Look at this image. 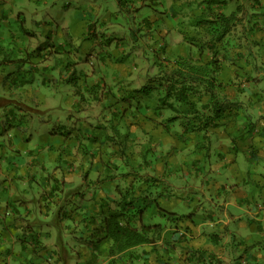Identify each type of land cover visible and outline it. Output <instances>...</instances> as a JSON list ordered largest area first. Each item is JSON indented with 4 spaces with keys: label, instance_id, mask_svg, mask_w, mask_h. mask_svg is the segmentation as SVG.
Returning <instances> with one entry per match:
<instances>
[{
    "label": "crops",
    "instance_id": "obj_1",
    "mask_svg": "<svg viewBox=\"0 0 264 264\" xmlns=\"http://www.w3.org/2000/svg\"><path fill=\"white\" fill-rule=\"evenodd\" d=\"M118 1L108 0L105 8H102L95 0L91 4H83V0H67L57 12L43 18L34 17L31 22H36L37 25L33 24L34 33L27 39L22 38L21 23L17 19L20 25L16 24L12 29L10 26H6L5 30L0 28V59L6 58L0 65L15 68L20 65L18 56L24 54L29 66L26 68V63L21 66L20 73H26L21 80L12 81L14 77L10 78L6 83L9 89L5 84L7 95L14 97L9 100L30 98L35 92L42 97L46 79H38L37 83L31 85L28 82H35L31 72L50 67L52 63L45 65L44 61L54 54L66 52L71 42L80 41L81 52L83 41L91 36L98 43L103 42L105 37H113L116 31L111 29L115 25L111 11L117 7ZM235 1L243 5L247 3L245 6L251 7V25L257 23L260 27L249 35L238 36L236 43L240 44L232 54V63L226 60L223 74L226 76L224 82L228 84V89L225 93L230 101L239 105L241 115L237 121L234 116H221L218 129L211 128L208 131L211 146L217 150L219 157L216 159L205 155L206 169L211 171L202 186L206 203L200 211L179 210V202L192 206L191 201H182L178 195L181 187L191 184H185L180 177L174 183L166 179L165 184L170 182L169 189L172 190L167 201V197L157 193L155 186L151 184H154V180L157 182V178L162 175L163 165L159 163L158 167L157 164L150 166L143 162L145 175L134 188L135 195L142 204L146 200L151 201L150 207L146 208L147 214L152 209V203L167 208H154L160 214L161 223H166L164 234L160 238L162 242L155 240L152 244L145 243L129 249V254L134 256V260L130 261L133 263L123 258L125 263L119 261L118 264H179V260L181 264H264V135L257 138L259 133L264 132V0ZM9 35L12 38L9 39ZM44 40L49 42L45 49L36 52L33 60L26 57H31L33 49ZM94 46L95 44L92 47ZM12 50L14 53L10 56L9 52ZM105 52V56H109L110 52ZM102 64L108 65L105 60ZM123 69V66H118V71L122 72ZM16 71H9L7 76ZM224 76L221 75L220 78L223 79ZM88 96L87 103L92 99L101 102L93 93L89 92ZM103 96L107 97L105 94ZM74 101L78 103L77 97H74ZM87 109V104L83 105L82 102L79 114L84 112L83 115L90 120L93 116H89ZM69 118L73 122L76 116L70 115ZM72 130L67 140L55 145L54 151L51 150V161L60 157L68 164L64 168V176L54 179L56 182H53L51 175H36L41 169H37V165L42 164L40 161L34 162L36 146L30 149L29 145L24 147L25 141L19 138L21 146L16 136H8L6 133L10 139L9 146L6 145L7 151L20 155L27 151L29 155L15 160L13 167L19 171L5 178L6 185L15 186L16 191L8 190V195L0 201V264H111L110 260L116 258L110 254L111 243L100 227L105 214L121 207L122 203L118 199L120 193L115 188L118 178L108 179L104 183L98 177L85 179L72 175L73 169H82L89 161V154L84 150L88 146L94 150L92 145L96 146L99 142V133L84 134L82 123H76ZM42 148H39V152H42ZM199 156L196 155L197 160L194 159L193 164L200 161ZM92 157L93 166L102 164L100 153L95 151ZM4 159L0 157V162ZM46 167L45 163L42 168ZM148 170L155 175L154 179ZM0 171L5 174L4 167ZM70 179L72 187L67 192V182ZM130 180H124L127 187L124 193L129 188ZM86 181L91 185L84 190L82 185ZM180 182L184 185H180ZM61 190L64 194H61ZM175 197L179 198L178 203L174 200ZM53 205L57 210L50 208ZM163 210L176 213L171 214L174 221L166 219L165 222L162 219ZM54 217L56 220H53ZM140 218L145 225L151 224L144 218V213L140 214ZM157 220L158 217L156 222ZM146 228L147 231L153 229L149 226ZM204 232L211 235L200 241ZM155 246L157 249L154 250ZM159 255H163V258ZM167 257L170 260H166Z\"/></svg>",
    "mask_w": 264,
    "mask_h": 264
},
{
    "label": "rangeland",
    "instance_id": "obj_2",
    "mask_svg": "<svg viewBox=\"0 0 264 264\" xmlns=\"http://www.w3.org/2000/svg\"><path fill=\"white\" fill-rule=\"evenodd\" d=\"M65 1L67 0H0V28L5 30L6 26H10L12 29V26L18 25L19 21L22 29L21 36L23 39H27L34 33L33 24L37 25L36 22L33 24L31 22L34 21V17L43 18L47 14L51 15L50 13L57 12L59 8H63ZM92 1L83 0V4H88L87 2L91 4ZM95 1H98V5H101L102 8H105L108 3V0ZM237 4H239V1L229 0V6L226 7L225 11L229 13L233 8H236ZM246 4L244 3V5ZM214 8L218 9L215 6ZM206 9L197 0H133L128 5V12L113 17L112 20L115 25L111 29H114L116 33L113 34L110 41L105 37L103 42H94L95 38L91 36L92 38L83 41L82 53L79 51L81 42H71L72 45L71 43L68 44L66 52L63 51L61 55L54 54L44 61L45 65L52 63L50 67L36 69L31 72V77H35V82H28L31 85L37 83L38 79H46L42 89V97L35 92V95L30 98H20L16 101L9 100L14 97L7 95L5 84L13 77L12 81L15 79L21 80L22 76H26V73H20L21 66L26 63L25 67H29L25 62L27 58H24V54L18 56L20 65H16L15 68L10 65H0V141L5 145V147L0 145V157L5 158L4 161L0 162V168L4 167L5 173L3 174L0 171V201L8 195V190L16 191L15 186L6 185L7 181L5 180L7 176L13 175L18 170V168L13 167V162L24 159L29 155L26 150L22 155L14 151H7L6 145L9 146L10 139L6 133H8V136H16L21 146L22 141L20 139L22 138L25 141L23 143L24 147L29 145L30 149L36 146L34 162L38 163L40 161L42 163L37 165V169H41L38 170L36 175L40 176L44 173L51 175L53 182H56L54 179L64 176V168L68 167V164L60 157L56 158L55 161H51L49 159L50 154H53L51 150L54 151L55 145L65 139L67 140L76 123H82L84 134L97 135L99 133V142L96 146L92 145L94 150H91L89 146L84 150L89 154V161L86 163V167L72 170V175L75 178L97 177L100 171H103L100 170L103 162L100 160L102 164L99 165V170L94 171L90 163L93 159L92 153L95 151L97 153L101 152V157L104 156L105 158L104 162L109 161V159L114 158L111 145L114 146L115 140L117 142L123 141L128 145V151L133 156H136L135 152L143 150L150 166L157 164L158 167L159 163L163 165L162 175L157 178V182L154 180V184L151 182L157 193H162L165 197L170 195L172 191L169 189L170 182L166 185L165 180L169 179L172 181L171 183H174L175 179L180 177L185 184L191 185L183 186L178 190L179 198L182 201L188 199L191 201L192 206H186V202H179V198L175 197L174 200L177 203L179 202L180 205L179 210L190 212L202 210L206 203L202 186L205 177L211 172L210 169H206L205 155L213 156L216 159L219 157L217 150L211 146V137L208 136V131L211 128L218 129V125L212 123L207 129L188 131L179 123H164L163 116H154V119H156L154 121L153 118L143 116L147 111V107L137 102L140 97L130 100L124 99V96L127 92L152 82V79L159 73L160 65L167 64L168 59L188 56L195 52V54H198L199 46L210 36V32L208 26H193V21L198 13ZM252 12L250 6H246L239 12L244 21L238 23L227 36L230 43L228 48L232 47V44H236L238 36L250 34L249 20L253 15ZM8 14L10 16L6 17ZM100 37H103V34H100ZM8 38H12V35H9ZM48 44V40L42 41L33 49L34 52L31 57L28 55L26 57L33 60L36 57V52L45 49ZM93 44H95L94 47H92ZM13 49L16 50V48ZM14 50L9 52L10 56L13 55ZM106 50L110 52L109 56H105ZM225 52H229V50ZM207 56L205 54V57ZM5 60L6 58L2 57L0 64ZM104 60L108 65L104 66L102 64ZM119 65L124 68L122 72L118 71ZM13 69L17 71L7 76V73ZM74 69H76V72H74ZM81 69L83 70L80 74ZM1 75H3V78ZM7 86L9 89V85ZM25 91L29 94L28 90ZM89 92L91 94H105L107 97L103 99V102H96L92 99L91 102L87 103L90 96H88ZM115 92L117 96L114 98L111 94L115 95ZM156 93H158L157 89L154 92L153 100ZM27 94H24V96L26 97ZM74 97H77L78 103L74 101ZM90 97L92 98V95ZM117 100H120V102H117ZM141 101L145 102V99ZM82 102L83 105L87 104V110H89V116H93L92 119L89 120L87 116H84V112L79 114ZM138 105L139 108H137ZM115 110L118 112L115 113ZM169 114L165 112L164 116ZM70 115L76 116L73 122L69 118ZM144 117L147 121L141 122L139 130L136 129V122L141 121ZM237 119L238 116H236L235 121ZM114 126L118 129L117 132ZM148 129L152 133L147 131ZM110 133L115 135L116 139H106L105 136ZM126 134H128V138L125 137ZM263 135L264 132H261L257 135V138L263 137ZM41 147H43L40 149L42 152H39ZM197 154L200 155L198 157L200 161L193 164V160H197ZM119 160L115 157V161L120 164ZM45 163L47 167L42 168ZM194 167H197V169ZM124 169H127V166L120 164L118 169L112 168L110 172L116 173V177H123ZM155 169L156 167H154ZM148 173L153 179L155 178L151 170H148ZM102 174L103 172L100 175ZM71 182V179L67 182V192L72 187ZM87 183L86 181L82 185L83 188L85 187L84 190L91 185V183ZM120 183L121 188L126 187L124 179L118 178L115 188H118ZM184 183L180 182V185H184ZM60 187L64 188L62 184ZM128 190L129 188L125 191V194ZM117 193L119 194V192ZM61 194H64L62 190ZM165 199L169 200L168 197ZM134 200L136 201L134 207L136 209H132L131 212L139 210V206L142 205L139 197ZM158 206L157 203L152 205L149 214H147L146 209L144 210V218L146 217L147 222L154 225L155 223H161L160 214L154 210V208H159ZM50 208L57 210L55 205ZM162 208L167 209L164 206ZM168 211H162V219L165 222L166 219L174 221ZM163 225V229H165L166 223ZM163 229L161 225H156L148 234L154 240L162 242L160 238L163 237ZM210 235V233L204 232L199 240L202 241ZM148 244H152V242ZM155 249H157V246L154 247ZM262 252L264 253V250ZM162 256L159 255L160 258H163ZM167 259L170 260L169 257ZM132 260H134V256L128 255L127 261ZM179 262V264L182 263L181 260Z\"/></svg>",
    "mask_w": 264,
    "mask_h": 264
},
{
    "label": "trees",
    "instance_id": "obj_3",
    "mask_svg": "<svg viewBox=\"0 0 264 264\" xmlns=\"http://www.w3.org/2000/svg\"><path fill=\"white\" fill-rule=\"evenodd\" d=\"M132 1L119 0L117 8L111 11L112 18L128 12V5ZM197 1L202 3L203 8L207 9L197 14L194 18L193 26H208L210 32V36L199 46L198 54H195V52L188 56L168 59L167 64L160 65L159 73L152 79V82L145 84L141 88L133 89L124 96V99L130 100L140 97L137 102L147 107V111L143 116L153 118L154 121L156 120L154 116H163L164 123H179L188 131L207 129L212 123L219 125L221 116H234L236 118L240 114L239 105L230 101L228 94L225 93L228 89V84L224 82L226 76H224L223 71L227 59L232 63V54L236 52V47L240 44L234 43L232 47L228 48L230 43L227 36L238 23L244 21L243 16L241 17L239 12L246 6L237 4L236 8L227 13L225 9L229 6V0ZM214 6L218 9L214 8ZM251 17L253 18V15ZM251 22L249 20L251 32H255L260 26L257 23L252 26ZM112 38H108L109 41ZM227 50L229 52H225ZM205 54L208 56L205 57ZM221 75L224 76L223 79L220 78ZM156 89L158 93H156L153 100ZM116 94V92L115 95L112 93L111 96L115 98ZM95 96L100 101L104 98L103 94L100 93H96ZM142 99H145V102L141 101ZM117 102H120V100H117ZM137 108H139V105ZM117 112L115 110V113ZM165 112L170 114L164 116ZM144 121H147L146 117L136 122V126L139 128ZM114 129L117 132L118 129L116 127ZM147 131L151 132L149 129ZM127 135L125 137L128 138ZM105 137L106 139H116V136L111 133ZM127 147L128 145L123 141L117 142L115 140L114 146L111 145L114 158L109 159V161L106 160V162H104V156L100 158L103 162L100 169L103 171H100V174L101 172L103 174L97 176L104 183L108 179L120 178L126 182L131 179L129 190L126 194L124 190L127 187L121 188V183L118 185L120 193L118 199L120 198V203H122L121 207L105 214L102 227H100V229L105 231V237L111 243L110 254L116 257L110 260L111 264H118L119 261H123V258L127 260L128 255H130L129 249L155 241L148 234L149 231H147L146 227L154 228L156 225H161L162 229L164 227L162 223H155V225L142 223L140 214L142 215L144 210L150 207L151 201L146 200L144 204L139 206V210L131 212L132 209H136L134 208L136 206L134 199L137 197L134 188L137 186L139 179H142L145 175L142 167L143 162L149 163V160L146 155L144 156L143 150L135 152L136 156H133L129 153ZM115 157L120 159V164L127 166V169H124L122 173L123 177H116V173L110 172L112 168L118 169L120 166L115 161ZM90 163L94 171L99 170V165L95 167L93 162ZM155 204L152 203V205ZM158 207L162 208L160 205ZM168 213L176 215V213L171 211H168ZM53 220H56V218L54 217Z\"/></svg>",
    "mask_w": 264,
    "mask_h": 264
}]
</instances>
